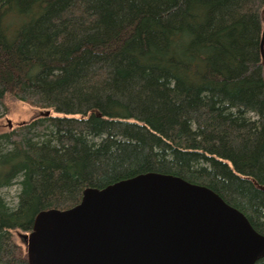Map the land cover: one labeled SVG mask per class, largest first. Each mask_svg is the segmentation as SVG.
Listing matches in <instances>:
<instances>
[{
  "label": "trees",
  "instance_id": "trees-1",
  "mask_svg": "<svg viewBox=\"0 0 264 264\" xmlns=\"http://www.w3.org/2000/svg\"><path fill=\"white\" fill-rule=\"evenodd\" d=\"M264 0H0V264L15 231L139 174L215 192L264 236ZM254 264H264V257Z\"/></svg>",
  "mask_w": 264,
  "mask_h": 264
},
{
  "label": "water",
  "instance_id": "water-1",
  "mask_svg": "<svg viewBox=\"0 0 264 264\" xmlns=\"http://www.w3.org/2000/svg\"><path fill=\"white\" fill-rule=\"evenodd\" d=\"M264 61V23L259 44ZM49 115V111L43 113ZM28 264H254L264 236L209 188L149 172L39 212L19 234Z\"/></svg>",
  "mask_w": 264,
  "mask_h": 264
},
{
  "label": "rangeland",
  "instance_id": "rangeland-1",
  "mask_svg": "<svg viewBox=\"0 0 264 264\" xmlns=\"http://www.w3.org/2000/svg\"><path fill=\"white\" fill-rule=\"evenodd\" d=\"M43 113H45V111L34 108L27 103L18 101L15 98L8 96L3 100V105H0V133L11 130L20 124L28 123L40 117ZM17 192L18 187L13 186L0 190V195L7 203L15 205ZM24 233L25 232L22 231H15L13 233L14 242L22 246L23 244L19 234Z\"/></svg>",
  "mask_w": 264,
  "mask_h": 264
}]
</instances>
